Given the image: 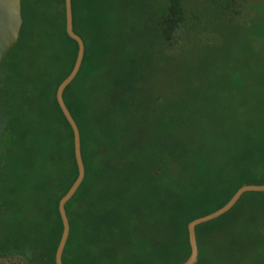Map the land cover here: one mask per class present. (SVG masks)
Returning <instances> with one entry per match:
<instances>
[{
	"label": "trees",
	"instance_id": "obj_1",
	"mask_svg": "<svg viewBox=\"0 0 264 264\" xmlns=\"http://www.w3.org/2000/svg\"><path fill=\"white\" fill-rule=\"evenodd\" d=\"M213 1L231 19L244 0ZM70 3L72 29L84 50L62 98L78 127L84 177L64 205L69 233L62 264H178L189 253L188 221L223 205L241 185L264 183V99L255 125L222 135L234 145L228 157L236 162L233 173L220 178L228 184L224 196L196 208L204 195L184 191L182 181L210 179L206 160L200 152L191 155L171 130L178 120L163 125L155 118L160 100L152 83L154 47L177 39L189 19L185 6L181 0H164L155 10L128 0ZM48 7L49 59L41 63L22 54V21L0 62V257L19 256L26 264H54L61 232L57 201L77 174L72 132L55 100L77 45L64 30L63 0ZM54 60L61 68L53 75ZM170 166L177 176L165 179ZM231 174L236 178L229 180ZM246 194L264 191L244 192L228 211L195 226L194 264H203L197 229L228 214ZM248 208L258 215L247 245L227 246L230 264H249L261 253L255 245L264 243V199H252ZM172 253L177 256L167 262Z\"/></svg>",
	"mask_w": 264,
	"mask_h": 264
},
{
	"label": "rangeland",
	"instance_id": "obj_2",
	"mask_svg": "<svg viewBox=\"0 0 264 264\" xmlns=\"http://www.w3.org/2000/svg\"><path fill=\"white\" fill-rule=\"evenodd\" d=\"M50 2L21 0L26 34L22 54L34 56L41 63L49 59L51 49L47 34ZM128 2L141 9L150 3L155 10L164 0ZM181 2L189 19L177 30L178 37L171 45L158 43L154 47L157 69L152 83L160 100L154 110L155 118L163 125L169 119L178 120L175 126L169 125L173 126L171 130L191 155L200 152L206 160L210 179L197 177L193 182L182 181L184 191L204 195L194 206L200 209L224 196L228 184L220 178L224 176L225 180L235 169L233 156L228 157L234 145L223 133L255 125L253 118L259 115L260 100L264 99V0H244L238 14L231 19L221 15L213 0ZM133 20L134 17L130 23ZM60 68L61 61L54 60L53 75ZM169 169L168 178H164L174 179L177 176L174 167ZM229 177V180L236 178L233 174ZM252 199L259 202L264 196L246 194L228 214L197 229L203 264H230L227 260L230 242L238 241L244 246L249 241L248 231L258 215L248 208ZM255 248L261 253L247 261L264 264V243L258 241ZM176 256L172 253L166 261H173ZM0 264L26 262L19 256H2Z\"/></svg>",
	"mask_w": 264,
	"mask_h": 264
},
{
	"label": "water",
	"instance_id": "obj_3",
	"mask_svg": "<svg viewBox=\"0 0 264 264\" xmlns=\"http://www.w3.org/2000/svg\"><path fill=\"white\" fill-rule=\"evenodd\" d=\"M64 8V30L68 37L76 42L77 50L74 58V62L68 74L59 82L55 89V100L58 104L60 111L62 112L65 120L70 126L72 132V145H73V157L76 165L77 174L67 188V190L61 195L57 201V210L61 222V232L56 244L53 260L54 264H62L61 254L65 246L68 233H69V222L67 215L65 213L64 205L71 196L74 194L78 186L80 185L84 177V166L81 158L80 151V138L78 127L72 118L69 110L67 109L63 98L62 92L66 85L74 78L76 75L83 55L84 44L79 35H77L72 29V17H71V3L70 0H63ZM22 24L21 17V0H0V62L8 49L17 41L19 37V31ZM248 191H264V183L262 184H243L238 187L233 194L228 198V200L218 207L217 209L209 212L207 214L195 217L187 222L186 232H187V242L189 246V253L185 260L178 264H194L197 260V243L195 238V226L214 219L221 214L228 211L238 200V198Z\"/></svg>",
	"mask_w": 264,
	"mask_h": 264
}]
</instances>
